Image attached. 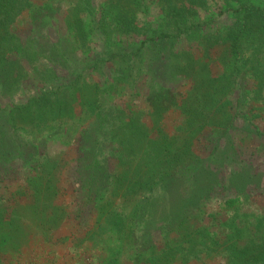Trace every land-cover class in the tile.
Instances as JSON below:
<instances>
[{
	"label": "rangeland",
	"instance_id": "1",
	"mask_svg": "<svg viewBox=\"0 0 264 264\" xmlns=\"http://www.w3.org/2000/svg\"><path fill=\"white\" fill-rule=\"evenodd\" d=\"M244 3L264 9L47 0L18 22L0 264H264V20Z\"/></svg>",
	"mask_w": 264,
	"mask_h": 264
},
{
	"label": "trees",
	"instance_id": "2",
	"mask_svg": "<svg viewBox=\"0 0 264 264\" xmlns=\"http://www.w3.org/2000/svg\"><path fill=\"white\" fill-rule=\"evenodd\" d=\"M0 0V51H7L10 55L12 51H21L23 39L25 38L17 27L20 20L33 21L37 7L47 4V0ZM41 3V4H39ZM245 15L252 20H264V9L249 3L242 4ZM46 11L47 9L44 8ZM31 30L34 25L30 24ZM181 32V31H180ZM179 32V33H180ZM243 33V31H241ZM240 38V37H239ZM127 54V53H126ZM112 56H114L112 54ZM102 62L107 58L101 57ZM110 178L113 180L112 175ZM241 201L240 196L232 197L226 200L229 207H234Z\"/></svg>",
	"mask_w": 264,
	"mask_h": 264
}]
</instances>
